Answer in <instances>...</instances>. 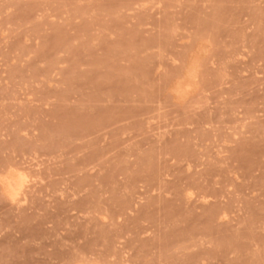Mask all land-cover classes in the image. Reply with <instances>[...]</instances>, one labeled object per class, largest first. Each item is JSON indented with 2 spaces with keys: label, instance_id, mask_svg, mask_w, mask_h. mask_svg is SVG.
<instances>
[{
  "label": "rangeland",
  "instance_id": "rangeland-1",
  "mask_svg": "<svg viewBox=\"0 0 264 264\" xmlns=\"http://www.w3.org/2000/svg\"><path fill=\"white\" fill-rule=\"evenodd\" d=\"M0 264H264V0H0Z\"/></svg>",
  "mask_w": 264,
  "mask_h": 264
}]
</instances>
